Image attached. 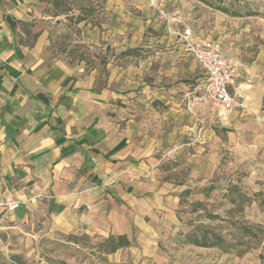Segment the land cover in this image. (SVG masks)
<instances>
[{
    "label": "crops",
    "instance_id": "obj_1",
    "mask_svg": "<svg viewBox=\"0 0 264 264\" xmlns=\"http://www.w3.org/2000/svg\"><path fill=\"white\" fill-rule=\"evenodd\" d=\"M43 6L0 0V199L20 204L6 216L23 224L42 215L89 236L145 229L170 211L175 185L161 165L185 152L186 139L197 149L191 161L221 141L183 107L200 70L171 34L128 39L122 25L103 34L127 56L108 64L107 77L101 67L76 70L50 58Z\"/></svg>",
    "mask_w": 264,
    "mask_h": 264
},
{
    "label": "rangeland",
    "instance_id": "obj_2",
    "mask_svg": "<svg viewBox=\"0 0 264 264\" xmlns=\"http://www.w3.org/2000/svg\"><path fill=\"white\" fill-rule=\"evenodd\" d=\"M41 2L53 60L85 73L101 67L107 77L108 64L127 57L103 35L114 25L124 27V37L139 41L190 29L196 38L220 42L237 63L245 98L231 111L211 103L197 111L199 125L206 126L208 134L215 131L219 145L191 161L197 149L186 139L185 152L161 165L164 180L175 185L170 211H157L147 219V228L137 225L124 235L129 244L109 240L122 235L64 232L42 215L23 224L6 216L0 220V264H263L264 0H224L240 17L194 0ZM114 9L121 14L113 16ZM248 11L256 15L248 17ZM195 240L213 247L197 246Z\"/></svg>",
    "mask_w": 264,
    "mask_h": 264
},
{
    "label": "built area",
    "instance_id": "obj_3",
    "mask_svg": "<svg viewBox=\"0 0 264 264\" xmlns=\"http://www.w3.org/2000/svg\"><path fill=\"white\" fill-rule=\"evenodd\" d=\"M181 46L182 53L192 58L202 73L199 84L185 96V110L193 117L211 103L224 111H231L245 98L240 87H235L237 66L223 53L220 42L196 38L190 29L170 31ZM20 207L18 202L0 199V220Z\"/></svg>",
    "mask_w": 264,
    "mask_h": 264
},
{
    "label": "trees",
    "instance_id": "obj_4",
    "mask_svg": "<svg viewBox=\"0 0 264 264\" xmlns=\"http://www.w3.org/2000/svg\"><path fill=\"white\" fill-rule=\"evenodd\" d=\"M196 1L197 3L213 10V11H216V12H220V13H223L225 15H229V16H232V17H240L242 16L241 12L234 9V8H230L228 7L224 0H194ZM246 15L249 17V16H255L256 13L255 12H251V11H248L246 12ZM119 240V241H125V243L129 244V240L125 237V236H118V237H115V236H110L109 237V240ZM194 244L197 245V246H200V247H213V244H210V243H207V242H202V241H199V240H195L194 241ZM124 245V244H123ZM118 249V248H116ZM262 262L264 264V257H262Z\"/></svg>",
    "mask_w": 264,
    "mask_h": 264
}]
</instances>
